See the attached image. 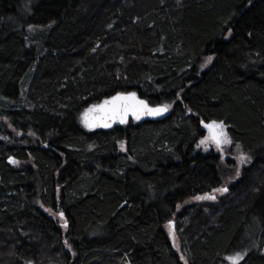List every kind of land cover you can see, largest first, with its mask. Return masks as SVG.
<instances>
[{
  "label": "trees",
  "instance_id": "1",
  "mask_svg": "<svg viewBox=\"0 0 264 264\" xmlns=\"http://www.w3.org/2000/svg\"><path fill=\"white\" fill-rule=\"evenodd\" d=\"M120 93L169 113L84 127ZM201 121L251 159L240 176ZM237 253L264 264V0H0V264Z\"/></svg>",
  "mask_w": 264,
  "mask_h": 264
},
{
  "label": "snow or ice",
  "instance_id": "2",
  "mask_svg": "<svg viewBox=\"0 0 264 264\" xmlns=\"http://www.w3.org/2000/svg\"><path fill=\"white\" fill-rule=\"evenodd\" d=\"M211 59L212 57L208 58L209 61H211ZM167 111L168 105L150 108L145 101L138 100L135 93H130L126 96L123 94H117L110 100H105L102 104L92 105L91 107L87 108L81 115V122L83 123L84 127L89 129L96 127L109 128L115 122H119L121 124L127 123V118L129 115L138 120L140 119L141 115L147 114L156 116ZM201 124L207 130L208 135L200 141L198 147L202 145L205 147V150H207V146L209 144H214L217 150L222 152L224 146L231 145L233 143L225 130L227 126L223 121H211L209 123H204L201 121ZM121 148L123 149V145H121ZM238 159L241 163H244L249 158L245 154L241 153ZM10 163L15 164L17 162L10 161ZM237 175H239V171H237ZM227 190V188H219L215 189L214 191L223 194ZM215 198V195L205 194L204 196H197L195 199L215 200ZM59 216L61 220H64V214L62 212L59 213ZM62 227L67 228L66 221L63 223ZM167 227L169 230V235L172 237L173 241H175L174 224L169 222ZM65 243L67 244V241ZM242 258V255L239 253L234 256L225 257V259L229 261V264H239ZM181 259H183V257H181ZM185 264H187V262H185Z\"/></svg>",
  "mask_w": 264,
  "mask_h": 264
},
{
  "label": "rangeland",
  "instance_id": "3",
  "mask_svg": "<svg viewBox=\"0 0 264 264\" xmlns=\"http://www.w3.org/2000/svg\"><path fill=\"white\" fill-rule=\"evenodd\" d=\"M205 129V128H204ZM226 130V129H225ZM227 132V131H226ZM18 136H20L21 134H18V133H16ZM208 135V133H207V130L205 129V135H204V137L205 136H207ZM203 137V138H204ZM203 138H201L200 139V141L203 139ZM200 141H199V143H198V145L200 144ZM124 146V145H123ZM238 146V147H237ZM121 147V146H120ZM124 148V147H123ZM125 149V148H124ZM199 149H201V150H204V151H208V150H214V151H216L217 153H219L220 155H221V157L223 158V159H230V160H232V161H234V163L236 164L235 166H236V171H235V173H234V177L233 178H237L238 176H240L241 175V170H242V168L244 167V166H246V165H248L249 164V161L251 160L247 155V157L249 158L246 162H244V163H241L240 161H239V159H238V157H239V155L241 154V153H243L244 154V152L241 150V148L239 147V145H237V144H234V143H232L231 145H226V146H224V148H223V151L221 152V151H219V150H217V148H216V146L214 145V144H209L208 146H207V150H205V147L204 146H199ZM121 150H123L122 148H121ZM237 171H239V175H237ZM212 195H214V194H212ZM221 196L222 194L221 193H217V196ZM219 196V197H220ZM216 197V196H215ZM192 203H196L197 204V206H199V207H203V206H210V205H214V204H216V203H218V198H215V200H207V199H204V200H197V199H194V200H192ZM187 204V203H186ZM188 205V204H187ZM53 217H54V219H56L57 221H59L60 223L62 222L63 223V220H61L60 219V216H59V214H53L52 215ZM176 236H178L177 234H176ZM177 238V237H176ZM64 239V238H63ZM62 243L63 244H65V239L62 241Z\"/></svg>",
  "mask_w": 264,
  "mask_h": 264
},
{
  "label": "water",
  "instance_id": "4",
  "mask_svg": "<svg viewBox=\"0 0 264 264\" xmlns=\"http://www.w3.org/2000/svg\"><path fill=\"white\" fill-rule=\"evenodd\" d=\"M120 94H123V95H128V94H130V93H120ZM117 95V94H116ZM116 95H114V96H116ZM114 96H112V97H114ZM112 97H110V98H108L107 100H110ZM136 98L138 99V100H143V99H140L137 95H136ZM143 101H145V100H143ZM104 102V101H103ZM102 102V103H103ZM146 102V101H145ZM101 103V104H102ZM147 103V102H146ZM148 104V103H147ZM148 106L150 107V108H156V107H160V106H151V105H149L148 104ZM169 113V108H168V111L167 112H164L163 114H161V115H156V116H153V115H147V114H145V115H141V117H140V119H135V118H133L131 115H129L128 116V118H127V122L128 121H130V120H135V121H141V120H158V119H161V118H163V117H165L167 114ZM124 124H126V123H124ZM124 124H121V123H119V122H115V123H113L112 125H111V127H109V128H102V127H96V128H92L91 130H98V129H110V128H113V127H116V126H121V125H124Z\"/></svg>",
  "mask_w": 264,
  "mask_h": 264
}]
</instances>
